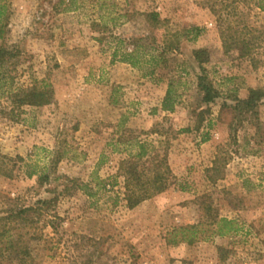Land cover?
<instances>
[{
	"label": "rangeland",
	"instance_id": "obj_1",
	"mask_svg": "<svg viewBox=\"0 0 264 264\" xmlns=\"http://www.w3.org/2000/svg\"><path fill=\"white\" fill-rule=\"evenodd\" d=\"M2 1L0 167L11 177L0 174V218L56 198L49 211L29 212L26 226L8 223L3 241L25 242L33 264H264V99L232 109L250 90L264 92V0L106 1L118 5L106 16L156 11L168 22L180 51L158 68L113 57V37L148 34L141 18L102 34L93 23L104 12L91 0ZM229 25L256 41V68L224 54L220 31ZM121 48L134 49L130 41ZM202 48L211 51L209 105L192 64ZM166 80L172 113L159 111ZM26 88L50 90V104L16 107L11 94ZM136 138L165 156L174 178L129 209L119 167L140 153ZM41 174L49 176L42 187ZM15 257L0 255V264Z\"/></svg>",
	"mask_w": 264,
	"mask_h": 264
},
{
	"label": "trees",
	"instance_id": "obj_2",
	"mask_svg": "<svg viewBox=\"0 0 264 264\" xmlns=\"http://www.w3.org/2000/svg\"><path fill=\"white\" fill-rule=\"evenodd\" d=\"M64 0H61L63 2ZM75 2L76 0H70ZM108 0H91L95 8L98 11L104 12L98 21L93 23V27L99 30L102 34H106L111 31V27H119L122 23L119 21L121 19H126V21H132L137 18H141L148 29V34L142 36L141 38H134L132 40H125L121 37H113L116 41V49L114 50L113 57L116 58L118 54L120 55V61L131 65L133 68H143L144 66L158 68L163 64H168L169 56H176L180 51V42L176 35L171 34L168 31V22L163 20L160 14L156 11L147 12H125L121 14L120 12H115V16L111 13L106 16L105 13L109 12L110 9L117 11L118 5L116 2H106ZM0 2H3L0 0ZM259 8L264 11V4H259ZM117 9V10H116ZM5 5L0 4V38L4 35V18L5 16ZM198 34V29H196ZM247 27L243 30H235L229 25L226 29L220 31L222 47L224 54H229L230 52H238L239 56L242 58H249L253 63V67L256 68L258 62L256 60L257 44L254 38H251ZM105 39V38H104ZM103 38L98 39L99 43H103ZM132 42L134 49L131 51L125 50L121 51L122 45L126 42ZM5 53L0 51V66L4 59ZM211 61V51L205 48L195 49L192 51V64L198 66L200 72L197 75V87L200 89L202 94V104L209 105L215 100L216 92L214 91L213 85L206 82V77H204V65ZM186 62V61H185ZM153 71L150 72V75ZM167 81V91L166 95L162 101L161 109L164 112H174L176 104H174L172 98V82ZM12 103L18 107L23 106H34L42 107L49 105L52 99V92L37 90L36 88H26L18 90L11 94ZM264 99V92L260 89H252L249 91V96L245 100H237V106L233 109L236 111H250L254 108L257 103H260ZM228 106H223L222 109H227ZM246 108V109H245ZM245 109V110H244ZM207 110H201L199 116L202 117L206 114ZM202 120V118H201ZM200 120V122H201ZM136 140V145L139 147L140 153L134 158H129L123 160L119 167V175L124 178V201L126 207L129 209H134L138 207L141 203L150 200L157 194L163 193L167 190L169 186V180L174 178L171 169L167 163L165 156H162L158 149L153 147H148L144 144H140ZM2 165V164H1ZM7 172L4 168L0 167V174L6 178H10L11 174ZM35 174H29V178L33 177ZM39 186H44L49 182L48 174L38 175ZM56 198L50 200H40L37 202L38 208L28 207L24 209L10 211V213L4 217L0 218V255L5 254H15L16 257L8 261L9 264H33L34 256L30 246L25 245V242L20 240H10L7 239L5 242L3 238L12 230L8 228V223H16L19 225L26 226L31 218L29 212H43L49 211ZM216 224L227 223L231 225L232 223L226 219L215 220ZM226 232L232 231V228H227ZM221 228L218 230V235H225ZM8 238V236H7Z\"/></svg>",
	"mask_w": 264,
	"mask_h": 264
},
{
	"label": "crops",
	"instance_id": "obj_3",
	"mask_svg": "<svg viewBox=\"0 0 264 264\" xmlns=\"http://www.w3.org/2000/svg\"><path fill=\"white\" fill-rule=\"evenodd\" d=\"M166 91H167V85H165V90L163 91V95H162V97H161L162 101H163V99H164V97H165V95H166ZM159 111H160V112L162 111L161 106H160ZM205 144H207V142H206V143H203V146H204Z\"/></svg>",
	"mask_w": 264,
	"mask_h": 264
}]
</instances>
